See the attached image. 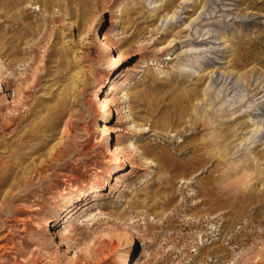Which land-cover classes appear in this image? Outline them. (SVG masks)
Returning <instances> with one entry per match:
<instances>
[{"label": "rangeland", "instance_id": "374dc122", "mask_svg": "<svg viewBox=\"0 0 264 264\" xmlns=\"http://www.w3.org/2000/svg\"><path fill=\"white\" fill-rule=\"evenodd\" d=\"M0 78V264H264V0H0Z\"/></svg>", "mask_w": 264, "mask_h": 264}, {"label": "bare ground", "instance_id": "6f19581e", "mask_svg": "<svg viewBox=\"0 0 264 264\" xmlns=\"http://www.w3.org/2000/svg\"><path fill=\"white\" fill-rule=\"evenodd\" d=\"M168 3H170V2H168ZM105 41L102 43V45H103V47H104V50H107V51H111V45H109V44H111L113 41H111L110 39H104ZM173 43L174 42H170L168 45H167V48L165 49V50H167V49H171L172 47H173ZM164 51V50H163ZM117 52H118V54L117 55H115V56H113V60H112V66H114V68L118 65V63H121V62H123L124 60H125V58H126V56H127V53L125 52V51H123L122 50V48L121 47H118L117 48ZM120 52V53H119ZM118 74H120V73H118ZM123 75L124 74H122V75H119L120 77H123ZM109 76H111L110 75V73H109V75L106 77V79L104 80V84H103V86L104 87H107V85H110V83H111V80L109 79ZM0 84H1V78H0ZM100 104L104 107V109H107L108 107H109V101L108 100H106V99H101L100 100ZM107 116H109V113L107 112V111H104V115H103V119H102V121H101V123H105L106 122V117ZM101 129H102V138H106V136H108L109 135V131H108V128H106L104 125L101 127ZM104 140V139H103ZM112 149H109V160L110 161H112V164L113 165H115L116 167H120V166H122V164H123V162L124 161H126V159H125V157H122L121 156V153H122V149H121V147L119 146V144H116V145H114V147H113V151H111ZM58 156V155H57ZM119 165V166H118ZM131 165H132V173L133 172H135V170H138L139 169V166L134 162V163H131ZM114 166V167H115ZM34 210V209H33ZM32 210V211H33ZM64 210V209H63ZM62 210V211H63ZM31 211V210H30ZM123 233H124V235L127 237V236H129V233L128 232H126L125 230L123 231ZM16 245V244H15ZM2 247V246H1ZM4 247V246H3ZM10 250V249H9ZM17 254V253H16ZM20 254V253H19ZM17 256H19V255H17ZM16 259V260H15ZM15 259H14V261H16V264L18 263V259H17V257H15ZM6 263V262H5Z\"/></svg>", "mask_w": 264, "mask_h": 264}]
</instances>
